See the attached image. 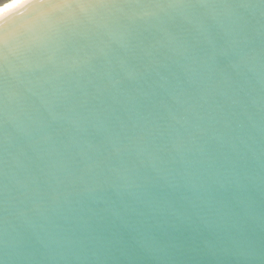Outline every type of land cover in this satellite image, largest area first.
I'll return each instance as SVG.
<instances>
[{
    "label": "water",
    "instance_id": "water-1",
    "mask_svg": "<svg viewBox=\"0 0 264 264\" xmlns=\"http://www.w3.org/2000/svg\"><path fill=\"white\" fill-rule=\"evenodd\" d=\"M0 264H264V0L0 12Z\"/></svg>",
    "mask_w": 264,
    "mask_h": 264
},
{
    "label": "bare ground",
    "instance_id": "bare-ground-1",
    "mask_svg": "<svg viewBox=\"0 0 264 264\" xmlns=\"http://www.w3.org/2000/svg\"><path fill=\"white\" fill-rule=\"evenodd\" d=\"M20 0H12L9 3H7L6 5L0 7V12H2L3 10L7 9L8 7L14 5L15 3L19 2Z\"/></svg>",
    "mask_w": 264,
    "mask_h": 264
},
{
    "label": "rangeland",
    "instance_id": "rangeland-1",
    "mask_svg": "<svg viewBox=\"0 0 264 264\" xmlns=\"http://www.w3.org/2000/svg\"><path fill=\"white\" fill-rule=\"evenodd\" d=\"M12 0H0V7L6 5L7 3H9Z\"/></svg>",
    "mask_w": 264,
    "mask_h": 264
}]
</instances>
